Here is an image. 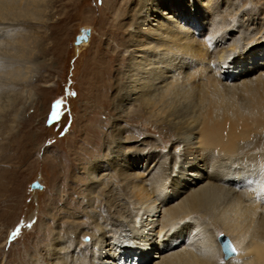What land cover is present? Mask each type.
Returning a JSON list of instances; mask_svg holds the SVG:
<instances>
[{"label": "bare ground", "instance_id": "obj_1", "mask_svg": "<svg viewBox=\"0 0 264 264\" xmlns=\"http://www.w3.org/2000/svg\"><path fill=\"white\" fill-rule=\"evenodd\" d=\"M50 2L0 0V163L10 173L5 153L28 103L19 99L33 97L46 62ZM116 3L127 63L111 104L121 118L145 111L175 140L162 156L149 150L156 140L130 146L113 125L108 153L86 168L90 228L58 226L41 264H217L209 220L233 236L236 248L222 234L235 251L228 264H264V3L134 0L129 13Z\"/></svg>", "mask_w": 264, "mask_h": 264}, {"label": "rangeland", "instance_id": "obj_2", "mask_svg": "<svg viewBox=\"0 0 264 264\" xmlns=\"http://www.w3.org/2000/svg\"><path fill=\"white\" fill-rule=\"evenodd\" d=\"M110 1L50 2L51 17L45 27L49 43L47 56L42 57L46 62L33 81V97L23 95L19 99L20 103L24 100L28 103L14 130L16 148L5 153L14 158L6 164L14 166L13 171L10 173L2 166L5 163H0V264H41L58 226L70 224L72 218H79L82 222L79 227L90 228L84 191L86 168L108 153L113 125L120 124L126 131L123 136L130 146L156 140L157 149L145 148L162 156L172 148L175 134L167 126L155 124L145 111L138 114V110H132L121 118L111 104L112 84L127 63L123 47L128 35L109 10ZM133 1L116 0V4L119 8L127 7L129 13ZM232 1L255 12L261 11L264 3V0ZM122 13L121 21L129 23L130 14ZM81 28L91 31L85 47L74 45ZM210 48H214L209 47L213 52ZM99 91L103 93L100 99L96 98ZM57 103L61 105L59 117L53 118ZM260 164L264 167V163ZM35 182L42 189H31ZM114 188L121 192L123 187L117 183ZM64 211L71 216L69 220H65L64 215L67 218L68 214ZM210 215L204 219L209 220ZM208 222L218 233L215 262L228 264L223 259L218 236L225 235L235 247L233 236L221 228L219 221ZM83 242L89 243L90 237L86 236Z\"/></svg>", "mask_w": 264, "mask_h": 264}, {"label": "water", "instance_id": "obj_3", "mask_svg": "<svg viewBox=\"0 0 264 264\" xmlns=\"http://www.w3.org/2000/svg\"><path fill=\"white\" fill-rule=\"evenodd\" d=\"M90 34H91L90 29L81 28L80 29V34L77 35L76 38H75L74 45L75 46H79L81 43H84V42L86 43L89 40ZM31 188L32 189H37V188L41 189V187H38V185L36 183L32 184ZM224 239H225V237L223 235L220 234L218 236V241L221 244V248H222V251H223V254H224L223 259L227 260L231 256L235 255V251H234L233 247L229 243H225V242L222 243V241Z\"/></svg>", "mask_w": 264, "mask_h": 264}]
</instances>
